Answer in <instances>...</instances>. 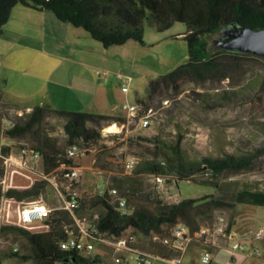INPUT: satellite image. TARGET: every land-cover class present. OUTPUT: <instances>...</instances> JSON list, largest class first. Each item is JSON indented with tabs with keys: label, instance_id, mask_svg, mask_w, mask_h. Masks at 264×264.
I'll return each mask as SVG.
<instances>
[{
	"label": "trees",
	"instance_id": "obj_1",
	"mask_svg": "<svg viewBox=\"0 0 264 264\" xmlns=\"http://www.w3.org/2000/svg\"><path fill=\"white\" fill-rule=\"evenodd\" d=\"M17 5L49 11L60 22L87 32L103 48L120 46L129 40L144 44V21L149 22L159 32L167 30L173 23L184 24L187 27L183 38L187 42L188 60L170 73L149 82L144 98L139 102L145 110L150 108L148 103L166 98L169 93H176L187 84L202 85L209 82L212 88H215L228 80L231 85H236L243 74L242 67L248 61L259 63L264 68V61L254 56L214 52L206 40V37L216 34L222 27L233 22L251 29L264 28V0H0V34L12 9ZM261 85L264 86V76ZM0 108L15 110L1 99ZM46 118L63 119L64 130L68 136L65 146L59 144L51 147L49 153L41 152L46 172L58 168L61 164L71 165L72 162L66 160L65 155L67 148L77 143V138L93 140L95 135L87 127L88 124L101 127L110 120L102 115L58 111L49 106L37 107L28 113L24 112L21 117L14 116L15 121H11L14 128L8 130L6 136L15 139L28 134L35 135L36 129ZM22 120H25L24 124L20 123ZM180 141L179 137L171 148L170 156L162 151L166 159L162 161L163 164L156 163L155 159L145 161V173L171 176L174 183L185 180L210 185L216 188V194L201 199H182L176 204H163L153 210L147 207L145 210L136 209L130 216H128L130 213L119 215L114 207H109L102 218L100 228L122 230L133 226L148 237L150 231L163 236L165 234L163 226L173 227L182 223L190 234H195L201 227H212L216 211L232 210L234 204H251L264 208L263 192L243 190L234 193L230 189L222 190L217 183L222 175L250 171L256 159L264 154V148L241 156L225 155L218 158L188 160L180 150ZM153 146L155 150L158 149L157 143ZM2 149L6 154L7 148ZM154 157H157V154ZM207 173H210L209 177H206ZM1 194L0 187V197ZM32 195L31 190L19 192L11 189L6 193V196L17 200ZM100 202L105 204L104 199H100ZM234 220L235 217L232 216V219L227 221L228 233L233 228ZM74 229L73 217L66 211L57 210L51 216L47 232L32 233L16 226L0 225V237L9 233L23 237L29 245L30 258L34 264H57L68 258H77L78 264H101L96 255L84 260L58 250V242L66 238L67 231ZM100 235L105 236V239H112L115 243H123L125 240L117 234L112 235L111 232ZM194 241L197 243L195 246L203 250L211 247L206 245L202 238ZM147 249L162 257L179 255L172 253L157 241H149ZM10 259L27 260L28 257L12 250L8 252L0 250V263Z\"/></svg>",
	"mask_w": 264,
	"mask_h": 264
},
{
	"label": "crops",
	"instance_id": "obj_2",
	"mask_svg": "<svg viewBox=\"0 0 264 264\" xmlns=\"http://www.w3.org/2000/svg\"><path fill=\"white\" fill-rule=\"evenodd\" d=\"M0 43H4L3 47L0 46V67L7 63L11 70L8 75L1 73L0 68V99L3 103L21 113L49 106L58 111L102 115L110 119L108 124L101 127L87 125L94 132L93 140H85L83 137L76 140L88 147V152L71 161V165L77 167L80 173L73 190V197L80 208L75 211L73 220L88 229L96 228L99 234L111 232L121 238H125V234L133 235L135 247L145 251V246L141 244L145 235L133 226L122 230L99 226L106 213L96 191L98 185L107 191L118 190L129 207L145 210V205H148V197H145V174L150 176L151 173H145V161L153 160L152 157H145V139H149V128H141L138 118L128 120L127 110L124 109L125 105L140 104L144 93L133 88V79L127 92L121 88L118 77L125 76L122 60L103 55L109 47L103 48L81 28L60 22L49 11L21 5L12 9L0 34ZM26 52L30 53L25 54ZM45 121H49L51 128H45ZM43 122L28 140L30 148L14 150L6 147L4 142L7 136L1 138L0 144L7 148L6 154L12 159L10 169L17 171L13 177L12 189L19 192L31 190L33 193L28 198L16 200H41L52 210V216L61 206L52 185L53 182H58L55 178L58 168L46 172L41 152L49 153L51 147L58 146L60 140L67 141L68 136L63 119L46 118ZM20 123L24 124L25 120ZM111 128L117 131L112 132ZM35 137L39 139H34ZM15 139L24 141V137ZM22 148L30 149L38 158L22 157ZM131 158L135 159L136 164L133 171L127 174L124 172V163ZM53 191L56 196L51 195ZM158 196L168 204H176L182 200L174 197L171 185L163 187ZM96 214L101 216L98 224L93 220ZM181 224L173 227L165 225L163 229L169 231L181 227ZM234 225L235 223L229 232L233 240L251 241L233 231ZM72 232L76 233V228ZM153 236L159 237V233L152 231ZM215 238L213 235L214 245L207 250L189 244L180 257L181 264H197L196 260L202 264V252L209 254V264L254 263V259L233 255L224 247L218 246ZM87 242L93 245V254L98 256L101 264L110 262V247L92 240ZM96 244L101 250L96 249ZM251 244L256 246V242ZM262 253L264 264V251Z\"/></svg>",
	"mask_w": 264,
	"mask_h": 264
},
{
	"label": "rangeland",
	"instance_id": "obj_3",
	"mask_svg": "<svg viewBox=\"0 0 264 264\" xmlns=\"http://www.w3.org/2000/svg\"><path fill=\"white\" fill-rule=\"evenodd\" d=\"M186 32L187 27L181 23H173L167 30L159 32L149 22L144 21V44L129 40L123 45L109 47L107 52L104 50L103 55L122 60L123 73L133 79V88L144 93L150 81L187 62L188 48L183 38ZM210 37H206L209 43ZM0 46L3 47L4 43H0ZM0 68L1 73H11L7 63ZM242 69L243 74L236 85H231L228 80L215 88L209 82L202 85L187 84L178 92L169 93L166 98L148 103L152 114L148 127L150 136L145 139V157H152L156 163L164 162L166 159L162 151L170 156L171 148L179 137L180 150L188 160L225 155L241 156L264 148V86L261 85L264 68L259 63L248 61ZM5 116L8 120L14 119L13 113ZM44 126L51 128L49 121H45ZM30 137L31 135H26L25 142L7 137L4 145L14 150L30 148ZM152 141L158 144L157 150L153 148ZM65 142L60 140V146H65ZM154 153L157 157H154ZM206 176L209 177L210 173ZM165 177L164 187L171 185L175 198L201 199L217 192L210 185L185 180L174 183L171 176ZM217 183L222 190L230 189L234 193L243 190L264 193V154L256 159L250 171L222 175ZM51 195L56 196L54 191ZM146 196L147 208L155 209L153 204L160 198L152 177L145 174ZM1 204L0 199V209ZM215 216L226 221L234 216L233 231L242 235L245 240H250L257 228H264V208L251 204H234L232 210L216 211ZM0 225H4L1 219ZM215 240L218 246L223 247L220 237L216 236ZM149 241H153L151 235L145 236L141 244L145 246V252L153 253L147 249ZM190 244L197 243L193 240ZM256 247L263 252L264 242H256ZM14 248L28 259H10L2 261L1 264H34L30 258L29 245L23 237L13 233L0 237V250L8 252ZM96 249L101 250L98 244ZM196 263L199 264L197 260Z\"/></svg>",
	"mask_w": 264,
	"mask_h": 264
},
{
	"label": "built area",
	"instance_id": "obj_4",
	"mask_svg": "<svg viewBox=\"0 0 264 264\" xmlns=\"http://www.w3.org/2000/svg\"><path fill=\"white\" fill-rule=\"evenodd\" d=\"M121 80V88L128 91L132 79L131 77H118ZM124 109L127 110L128 120L138 118L140 127L147 129L150 126V117L152 109L145 108L141 104L125 105ZM13 113L14 116L21 117L23 113L13 109L0 108V141L1 138L6 137V132L14 126H11V120L6 118V113ZM88 152V147L80 143H74L66 151L65 158L68 161L85 156ZM22 157L29 156L31 159L38 158L36 153L22 148L20 150ZM136 161L131 158L124 163V172L130 174ZM161 164H163L161 162ZM13 165L10 155L3 152L0 144V187H1V209L0 219L4 225H13L32 233L47 232L50 227V219L52 210L49 209L43 201H17L15 198L6 196V193L13 187V177L17 171L10 169ZM155 184L157 194L162 191L165 184V176L150 175ZM80 177L79 169L73 165L61 164L56 171V180L52 185L57 192L60 199L61 206L59 210L68 212L73 218L75 211L80 208L79 203L73 197V190ZM207 177V176H206ZM98 196L105 200L102 204L103 211L108 212L109 207H114L119 213L130 212V215L136 210L134 207H129L124 196L118 190L109 189L105 190L101 185L96 187ZM71 196V198H68ZM160 200V199H158ZM155 201L154 207L168 204L165 201ZM169 205V204H168ZM100 214L94 215L93 220L95 224L100 222ZM76 233L67 231V236L58 242V250L67 254L75 255L84 260H89L94 256V247L91 243L87 242L92 240L94 242L110 247V262L108 264H181L180 257L185 251L186 247L195 239L202 238L204 243L209 246L214 245L212 236H218L223 242V247L231 254L242 255L249 259H254L253 264H263L262 251L251 244L252 242H264V228H257L251 235V241L233 240L230 233L226 231L227 221L222 217H216L212 227H201L198 233L190 234L188 228L181 224V229L175 231L164 230V235L159 233V238H152L153 241L160 242L166 246L172 253L179 254L174 257H162L158 254L145 252L135 247V237L133 235H126L123 243L112 242V239H105V236H97V229H91L87 226H82L75 222ZM151 236H152V231ZM114 235V233H112ZM18 249L14 248L16 252ZM74 260V262L72 261ZM210 256L206 252L200 255L202 264L210 263ZM1 264V263H0ZM57 264H78L77 258H68Z\"/></svg>",
	"mask_w": 264,
	"mask_h": 264
},
{
	"label": "water",
	"instance_id": "obj_5",
	"mask_svg": "<svg viewBox=\"0 0 264 264\" xmlns=\"http://www.w3.org/2000/svg\"><path fill=\"white\" fill-rule=\"evenodd\" d=\"M209 47L214 52L250 55L264 61V28L251 29L235 22L229 23L211 35Z\"/></svg>",
	"mask_w": 264,
	"mask_h": 264
},
{
	"label": "bare ground",
	"instance_id": "obj_6",
	"mask_svg": "<svg viewBox=\"0 0 264 264\" xmlns=\"http://www.w3.org/2000/svg\"><path fill=\"white\" fill-rule=\"evenodd\" d=\"M110 131H117V129H115V128H111L110 129ZM128 213H130V212H123V213H120L121 215H126V214H128ZM179 229H181V227H176V228H173L171 231H175V230H179ZM97 236H101L98 232H97ZM152 238H159L158 236H153Z\"/></svg>",
	"mask_w": 264,
	"mask_h": 264
}]
</instances>
